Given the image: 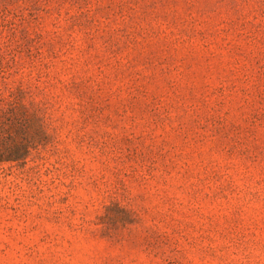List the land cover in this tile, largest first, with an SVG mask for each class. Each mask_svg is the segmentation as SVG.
I'll use <instances>...</instances> for the list:
<instances>
[{
    "label": "rangeland",
    "instance_id": "374dc122",
    "mask_svg": "<svg viewBox=\"0 0 264 264\" xmlns=\"http://www.w3.org/2000/svg\"><path fill=\"white\" fill-rule=\"evenodd\" d=\"M10 51L0 264H264V0H0Z\"/></svg>",
    "mask_w": 264,
    "mask_h": 264
},
{
    "label": "trees",
    "instance_id": "16d2710c",
    "mask_svg": "<svg viewBox=\"0 0 264 264\" xmlns=\"http://www.w3.org/2000/svg\"><path fill=\"white\" fill-rule=\"evenodd\" d=\"M11 54L0 55L1 70L5 68L4 61L9 66L13 62L15 55ZM29 94L20 86L7 98H0V164L25 165L34 151L49 142L41 109L26 101Z\"/></svg>",
    "mask_w": 264,
    "mask_h": 264
}]
</instances>
